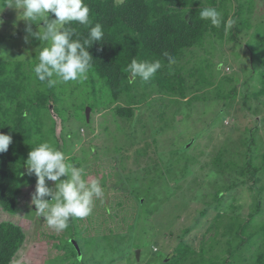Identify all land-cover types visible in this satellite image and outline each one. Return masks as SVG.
<instances>
[{"label": "rangeland", "instance_id": "374dc122", "mask_svg": "<svg viewBox=\"0 0 264 264\" xmlns=\"http://www.w3.org/2000/svg\"><path fill=\"white\" fill-rule=\"evenodd\" d=\"M236 1L245 5L243 15L238 18L243 23L237 34L238 40L228 34L222 38L208 34L205 40L185 49L179 59L182 74L188 76L189 81L193 80L191 83L198 81L196 89L199 93L204 94L213 88L210 81L217 84L222 79L233 78L237 83L238 92L231 113L223 119L218 117L210 126L206 124L219 108L217 104L212 111L203 114L200 101H195L190 107L192 117L179 124L181 113L178 109L187 112L188 103L180 97L172 102L158 99L160 96L169 97L158 93L154 95L157 97L152 101L154 105H139L134 119L116 117L113 107L125 105L128 97L121 95L116 102L105 80L93 70L83 81L54 86L52 100L47 107H38V115H30L32 120L42 123V132L48 137L44 139L48 142L54 138L56 129L59 145H73L72 154L77 153L76 160L89 157V148L95 152L96 149L104 151L107 147L108 160L114 167H107L108 179H104L103 174L98 178L104 195L93 197L91 214L72 218L73 223L68 222V227L62 231L49 227L42 217L36 215L35 206L31 203L36 177L25 174L16 212L0 210V222L14 220L21 223L27 233L12 264H166L167 254L173 253L179 239L192 243L194 247L204 243L207 254L224 248L209 249L215 233V229L209 226L211 220L217 218L219 211L223 214L219 219L221 222L235 220L236 215L243 219L254 207L257 193L241 182V176H231L229 172L225 175L215 169L213 157L225 141L237 142L239 138L248 136L251 130L258 142L255 145L256 162L262 160L264 152V92L262 96L257 95V91L264 88V0ZM229 5L233 9L234 1ZM47 19L51 22L55 19L54 14L50 13ZM0 21V59L9 62L10 68L22 63L23 70L32 71L38 62L39 51L47 46L46 41L37 38L45 26L44 21H26L17 10L8 8L0 12ZM29 25L31 32L26 30ZM32 79V75L28 76V81ZM246 94L248 98L244 103L242 97ZM24 95L26 93L20 97L24 98ZM91 106L97 108L90 109L87 118V108ZM164 110L174 127L162 132L158 126L161 122L159 116ZM80 126L79 135L77 130ZM198 130L199 135L188 150L193 157L183 175L178 171L179 181L176 183L175 175L168 177L165 174V165L170 159H177L175 149L183 145L184 139L196 135ZM102 144L105 145L101 147ZM230 144L234 146V143ZM124 145L126 152L121 150ZM114 147L117 150H113ZM138 149L147 155L142 157ZM101 154L105 156V153ZM153 156L157 164H148ZM67 162L73 163L70 159ZM185 162V159L181 160V168ZM123 163L125 166L122 168ZM146 167L150 168L149 174L144 170ZM158 168H163V173L159 175L158 171L159 176H155ZM149 175H154V186L148 181ZM66 178L62 176L60 179ZM262 184L264 180L259 185ZM46 185L54 195L56 182L46 178ZM218 188L223 193L216 197ZM137 195L141 203L146 201L145 209L137 204ZM43 199L51 201L52 196ZM262 205L264 210V191ZM263 221L264 213L256 215L255 221L248 226V232ZM78 257L83 259L78 260ZM177 260L174 258L170 262L177 264Z\"/></svg>", "mask_w": 264, "mask_h": 264}, {"label": "trees", "instance_id": "16d2710c", "mask_svg": "<svg viewBox=\"0 0 264 264\" xmlns=\"http://www.w3.org/2000/svg\"><path fill=\"white\" fill-rule=\"evenodd\" d=\"M231 1L235 3L233 9L229 5ZM84 3L90 9L91 23L84 26L77 22H68L59 30H72L71 39H79L83 43L88 38L90 27L96 23L102 25L103 39L94 41L90 46L85 47L93 58L91 70L105 80L112 98L117 102L124 94L128 97L125 105L113 107L116 117L134 119L139 105L144 103L154 105L152 101L157 98L154 96L156 93L169 95V97L160 96L158 99L165 98L172 102L180 97L188 103L187 112L184 113L178 109L181 113L179 124H183V120L187 121L192 117L190 107L197 100L200 101V111L203 114L212 111L216 104L219 107L213 112L214 117L208 120L207 126H210L218 117L223 119L229 116L238 92L234 79H222L220 82L217 81V84L210 81L213 88L206 90L204 94L199 93L196 89L198 81L194 82L196 83L194 85L191 83L193 80L189 81L188 76L182 74L179 59L183 56L185 49L192 48L198 42L205 40L208 34H216L221 38L228 34L231 38L238 40L237 34L243 24L238 21V18L244 13V3H238L236 0H84ZM205 7H214L222 14L223 19L219 28L212 26L210 20L200 18L199 13ZM228 19H232L234 24L225 33V22ZM165 52L174 58V63L169 62L168 57L164 55ZM133 59L138 62L159 60L161 67L149 80L143 81L138 76L132 77L127 70ZM10 65L9 62L0 59V132L12 136L8 151L0 154V210L15 213L26 173L24 161L32 148L37 147L39 143L47 142L44 137L48 138L42 132V123L39 124V120H32L30 115H38V107L40 109L47 107L49 101L52 100V91L55 87L49 88L46 83L40 82L33 71L23 70L22 63H17L11 68ZM195 72L197 73V70ZM31 75L33 79L28 81V76ZM132 78L135 80L130 83ZM206 86L209 85L206 84ZM204 88L207 87L204 86ZM213 89L215 92H212ZM263 92L264 88L257 91V95L262 96ZM22 93H26L24 98L20 97ZM29 93L32 94L28 95ZM247 98L246 94L242 97V101L246 103ZM96 108L90 107L91 110ZM162 113L163 115L159 116L161 122L158 129L163 132L164 129L174 126L169 122L165 110ZM174 116L177 115L174 114ZM81 128L82 126L77 130L79 135ZM55 131L56 129L53 131L54 138L48 142L65 155L69 154L68 157L65 156L66 160H72V164L77 167L82 165L85 169L83 174L85 180L98 179L102 174L104 179H108L107 167L114 166H111L108 160L109 153L106 151L109 152V149L107 147L104 151L94 148L95 152L93 148H89L91 154L89 157L76 160L77 153L72 154L73 145L70 147L66 143L63 146L59 145L60 138L57 137ZM199 132L198 130L196 135L187 140L184 139L183 145L175 149L177 153L174 154H178L177 159L174 161L170 159V162L165 165V174L168 177L175 175L173 179L176 183L179 181L178 171H181L180 174L183 175L188 161L193 157L188 150L196 141ZM116 139L118 138H114ZM105 140L107 141V138ZM256 142L257 139L251 130L248 136L239 138L237 142L225 141L213 157L215 169L225 175L229 172L231 176L235 174L238 177L241 176V182L247 185L250 191L255 190L257 193L254 207H251L243 219L241 215H236L235 220L221 222L219 219L223 214L219 211L217 218L211 220L209 226L215 229V233L211 237L212 242L209 249L219 250L223 246L224 248L214 254L209 253V255L204 243L194 247L192 243L189 244L179 239L172 249L173 253L167 254L166 264H174L170 262L174 258L178 259L177 264H197L198 262H204V264H264V221L259 223L253 231L248 232V226L255 221L256 215L264 213L262 205L264 185H259L264 180V152L262 160L256 162L258 156L255 148ZM230 143H234V146ZM149 145L148 143L147 148ZM116 147L113 150H117ZM124 149L125 145L121 150ZM137 152L143 155L142 157L147 155L141 149ZM101 153H105V156ZM235 157L238 159H234ZM183 159L187 162L181 168L180 162ZM148 164H157V159L154 156L150 157ZM124 166V163L121 164L122 168ZM144 170L147 174L150 173V168L146 167ZM158 171L161 175L163 168H158L155 176H159ZM147 178L154 186V175H149ZM149 187H151L150 184ZM222 193L223 190L218 188L216 197ZM138 198L137 195L135 199L137 204L145 209L146 201L141 203ZM137 214L140 213L137 212ZM69 223H73L72 218ZM217 234L222 236V239L219 236L217 238ZM26 238L27 233L21 223L14 220L0 222V264H12Z\"/></svg>", "mask_w": 264, "mask_h": 264}, {"label": "clouds", "instance_id": "9594fccd", "mask_svg": "<svg viewBox=\"0 0 264 264\" xmlns=\"http://www.w3.org/2000/svg\"><path fill=\"white\" fill-rule=\"evenodd\" d=\"M5 8L17 10L26 21H44L45 26L40 29L37 38L46 41L47 46L39 51L38 62L32 68L40 82L51 88L58 83L83 81L87 78L93 58L85 46L103 39L102 25L96 23L90 27L88 38L83 43L79 39H71L72 30H59L68 22H77L84 26L91 23L90 9L84 0H0V12ZM50 13L54 14L55 19L48 22ZM199 15L202 20H210L214 27L219 28L222 23V14L214 7L203 8ZM233 24L232 19L225 22V33ZM26 30L31 32L30 25ZM164 55L168 57L170 63L175 62L167 52ZM160 67L159 60L138 62L133 59L127 70L132 77L138 76L147 81ZM134 80L132 78L129 82L132 83ZM11 143L12 136L0 132V154L7 152ZM24 164L25 174L36 177L35 191L31 197L36 215L42 217L47 225L56 231L66 229L70 218H84L90 215L94 204L93 197L101 198L104 195L98 179L85 180L83 178L85 169L67 162L65 154L49 142L40 143L32 148ZM62 176H67L68 179L61 180ZM46 178L56 182L54 195L52 189L46 185ZM45 196H52L51 201H45L43 199Z\"/></svg>", "mask_w": 264, "mask_h": 264}, {"label": "water", "instance_id": "95a60500", "mask_svg": "<svg viewBox=\"0 0 264 264\" xmlns=\"http://www.w3.org/2000/svg\"><path fill=\"white\" fill-rule=\"evenodd\" d=\"M89 110H90V108H87V118H89Z\"/></svg>", "mask_w": 264, "mask_h": 264}]
</instances>
